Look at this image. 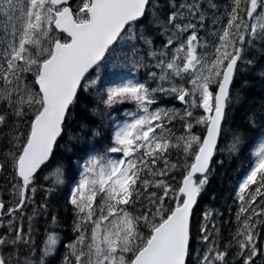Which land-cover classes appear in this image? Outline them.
Returning a JSON list of instances; mask_svg holds the SVG:
<instances>
[{"label": "snow or ice", "instance_id": "1", "mask_svg": "<svg viewBox=\"0 0 264 264\" xmlns=\"http://www.w3.org/2000/svg\"><path fill=\"white\" fill-rule=\"evenodd\" d=\"M0 264H264V0H0Z\"/></svg>", "mask_w": 264, "mask_h": 264}, {"label": "trees", "instance_id": "2", "mask_svg": "<svg viewBox=\"0 0 264 264\" xmlns=\"http://www.w3.org/2000/svg\"><path fill=\"white\" fill-rule=\"evenodd\" d=\"M235 118H236L237 122L240 121L241 113L239 111L236 113ZM230 142H231V136L229 135L224 140L222 147H226V145ZM217 159L218 160L224 159L225 164L223 167L218 168L216 170L214 177L211 179V182L208 185L207 195L205 196V198L201 204V207H203L205 205H210V206L218 208V209H220V211L224 212L225 209H224L223 205L225 204V201H228V196L230 193L233 196V189H235L236 182L239 178L240 173L238 172V168L240 165V161H230L228 158L227 151H225L224 156L217 157ZM55 166H56V164L54 163L52 165V167L45 173V175L49 176V181L55 180V176L53 175V173H54L53 171H54ZM213 196L218 197V199L216 201H213L212 200ZM228 204L231 206V201H228ZM234 211L235 210H233V216L231 218L233 222L235 220ZM228 220H229L228 214L225 212V217H224L225 223H227ZM234 227H235V225L233 223V229H234ZM225 235H227V231H225Z\"/></svg>", "mask_w": 264, "mask_h": 264}, {"label": "rangeland", "instance_id": "3", "mask_svg": "<svg viewBox=\"0 0 264 264\" xmlns=\"http://www.w3.org/2000/svg\"><path fill=\"white\" fill-rule=\"evenodd\" d=\"M64 243H67V241H65Z\"/></svg>", "mask_w": 264, "mask_h": 264}]
</instances>
